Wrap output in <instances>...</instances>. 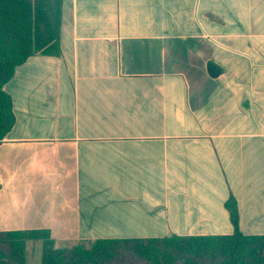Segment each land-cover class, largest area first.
I'll list each match as a JSON object with an SVG mask.
<instances>
[{"label": "crops", "instance_id": "obj_1", "mask_svg": "<svg viewBox=\"0 0 264 264\" xmlns=\"http://www.w3.org/2000/svg\"><path fill=\"white\" fill-rule=\"evenodd\" d=\"M5 90L0 232L264 235V0H63L59 55Z\"/></svg>", "mask_w": 264, "mask_h": 264}, {"label": "trees", "instance_id": "obj_2", "mask_svg": "<svg viewBox=\"0 0 264 264\" xmlns=\"http://www.w3.org/2000/svg\"><path fill=\"white\" fill-rule=\"evenodd\" d=\"M63 0H0V142L15 124L5 90L35 55H59ZM237 227V209L227 203ZM43 240L41 264H264V235L97 239L56 248L47 231L0 232V264H27L26 241Z\"/></svg>", "mask_w": 264, "mask_h": 264}, {"label": "rangeland", "instance_id": "obj_3", "mask_svg": "<svg viewBox=\"0 0 264 264\" xmlns=\"http://www.w3.org/2000/svg\"><path fill=\"white\" fill-rule=\"evenodd\" d=\"M28 264H39V263H37V261H35V262H28Z\"/></svg>", "mask_w": 264, "mask_h": 264}]
</instances>
